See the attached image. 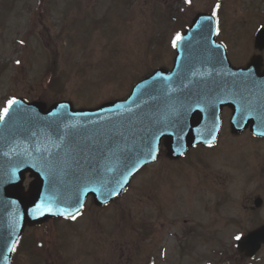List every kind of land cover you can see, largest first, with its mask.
<instances>
[{"label":"rangeland","instance_id":"rangeland-1","mask_svg":"<svg viewBox=\"0 0 264 264\" xmlns=\"http://www.w3.org/2000/svg\"><path fill=\"white\" fill-rule=\"evenodd\" d=\"M215 1L84 0L82 4V0H71L65 16L55 17V22H58L50 31L48 40L42 36L40 41L33 36L20 46L17 43L20 33L3 31L0 34V110L9 97L39 99L48 104L68 100L75 108H92L125 98L136 82L155 69L172 67L173 43L170 35L173 31L167 27L166 14H170V20L179 19L186 25L196 13L211 9L218 14L221 22L222 33L218 40L221 39L230 48L232 44L236 45L237 36H253L257 27L264 25V0H222L221 11L215 8ZM251 5L258 9L257 14ZM12 13L19 14V8L16 7ZM30 19L31 14L28 13L26 21H22L26 30H30ZM3 23L8 27L14 25L11 12L0 10V25ZM47 25L49 29L50 24ZM243 29L248 33L243 34ZM26 36L28 33L24 29L20 41L23 42ZM242 41L239 40V46H242ZM51 60H55L52 81L47 83L45 68ZM230 60L236 65L239 59L233 56ZM227 121L225 119L228 132ZM221 135H225L223 129ZM227 137H222V142ZM206 154L208 159L212 158L211 152ZM221 157L216 156V160ZM163 166L164 160H160L154 168L161 170ZM219 173L226 174L221 167ZM176 183L178 189L172 197L171 213L182 211L188 180L180 176ZM252 185L253 182L247 180L240 186L233 184L234 199L237 200V192L241 188H244L242 195H249L252 190L247 187ZM161 213L160 202L157 195L152 197L150 194L148 178L144 173L113 205L99 211L88 203L85 213L76 222H50L37 234L41 236L40 241L43 239V242L57 247L63 243L64 234L71 232L67 237L68 246L76 251L75 254L68 256V246L62 244L67 254L60 252L54 264L57 261L58 264H149L148 255L153 247L149 237L155 232L151 239L159 240L157 233L164 218ZM151 219H154V228L148 230ZM237 238L235 234L217 236L218 255L213 263L245 264L238 261L234 252ZM191 241L194 250L190 254L183 252L184 256L180 251L189 250V247H171L167 264H195L193 261H199V256H202L203 264L210 262L203 258L206 250L200 245L199 237L188 235L183 243ZM23 249L36 255L30 241L24 244ZM30 254L26 255V264H33L34 257ZM222 257L225 259L222 260ZM227 257L231 260L227 261ZM255 264H264V250Z\"/></svg>","mask_w":264,"mask_h":264},{"label":"water","instance_id":"water-1","mask_svg":"<svg viewBox=\"0 0 264 264\" xmlns=\"http://www.w3.org/2000/svg\"><path fill=\"white\" fill-rule=\"evenodd\" d=\"M195 32L178 42L173 71L159 70L125 102L74 111L65 102L46 110L41 103L17 101L7 109L0 120V203H24L18 200L21 183L32 173L23 227L77 214L88 194L98 203L111 200L161 139L172 156L213 142L222 106L233 109V132L250 126L264 135V73L257 60L235 70L210 31L203 41ZM261 243L264 229L242 239L238 249L252 257Z\"/></svg>","mask_w":264,"mask_h":264},{"label":"flooded vegetation","instance_id":"flooded-vegetation-1","mask_svg":"<svg viewBox=\"0 0 264 264\" xmlns=\"http://www.w3.org/2000/svg\"><path fill=\"white\" fill-rule=\"evenodd\" d=\"M248 135L249 137L243 140L247 141L246 144L243 142L236 143L235 149L238 153L235 158L238 163L227 166L224 170L226 173L225 175L219 173L218 164L208 166L203 164L200 158H195L192 161L190 166L193 167L194 171H191V173L194 178L195 191L199 195V199L195 202L193 209L189 213L190 218L193 219L194 222L190 223L191 227L185 230V234L204 231L210 236H217L221 233L220 230L225 229L224 227L219 228V225L225 226L227 225L226 222L229 221L224 216H219V187L220 185L226 186L230 180H232V183L239 184H242L244 180L251 181L256 186V192L260 193L258 195L246 196L240 206L241 210L245 213L244 216L240 218L242 222L239 224L240 226H245L243 228V233H248L250 230L264 225V138L255 137L249 133ZM166 160L169 161L167 158ZM179 167L184 168L181 165H179ZM153 173L150 179V192L152 195L155 194L156 182ZM257 198L261 199V205L259 207H255L254 205V201ZM170 204L171 202L168 201L166 206H164L163 210L165 213H169ZM226 205H228V203L222 204V207ZM204 215H206V218L202 220ZM180 220H182L181 222L183 224H187V220H185L184 216L179 215L174 220L167 221L161 225L162 234H159V240L156 242V239H151L154 251H163L167 248L164 243H161L164 241L162 236L165 232V226L167 224H172L176 227L180 225ZM220 221L223 223L220 224ZM154 233L155 232L151 233V237L155 235ZM25 235L23 237L21 236L18 242L19 246L25 241ZM34 236L36 237L37 235ZM17 247L18 244L16 250ZM23 257H25V253L19 251L17 255L13 256V264H24L25 259ZM51 263V255L47 254L43 264Z\"/></svg>","mask_w":264,"mask_h":264},{"label":"snow or ice","instance_id":"snow-or-ice-1","mask_svg":"<svg viewBox=\"0 0 264 264\" xmlns=\"http://www.w3.org/2000/svg\"><path fill=\"white\" fill-rule=\"evenodd\" d=\"M177 39H179V36H177ZM173 44L175 45V41L173 42ZM13 103V101H9V105H11Z\"/></svg>","mask_w":264,"mask_h":264}]
</instances>
